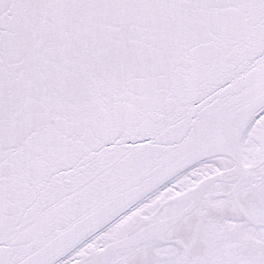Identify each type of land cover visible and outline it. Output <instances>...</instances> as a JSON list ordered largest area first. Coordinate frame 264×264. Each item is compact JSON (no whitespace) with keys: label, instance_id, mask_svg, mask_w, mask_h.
<instances>
[{"label":"snow or ice","instance_id":"6c2138e0","mask_svg":"<svg viewBox=\"0 0 264 264\" xmlns=\"http://www.w3.org/2000/svg\"><path fill=\"white\" fill-rule=\"evenodd\" d=\"M0 264H264V0H0Z\"/></svg>","mask_w":264,"mask_h":264}]
</instances>
